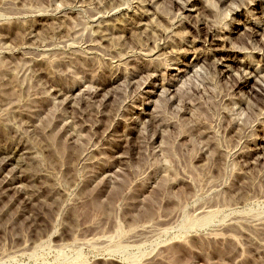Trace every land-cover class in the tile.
<instances>
[{
    "label": "rangeland",
    "instance_id": "374dc122",
    "mask_svg": "<svg viewBox=\"0 0 264 264\" xmlns=\"http://www.w3.org/2000/svg\"><path fill=\"white\" fill-rule=\"evenodd\" d=\"M0 264H264V0H0Z\"/></svg>",
    "mask_w": 264,
    "mask_h": 264
},
{
    "label": "bare ground",
    "instance_id": "6f19581e",
    "mask_svg": "<svg viewBox=\"0 0 264 264\" xmlns=\"http://www.w3.org/2000/svg\"><path fill=\"white\" fill-rule=\"evenodd\" d=\"M186 5V4H185ZM207 25V24H206ZM108 30V29H107ZM125 30V29H124ZM215 30V28H212V26H207V34L209 35V36H212L213 37V31ZM102 32V31H101ZM103 34V33H102ZM105 35V34H104ZM106 39V38H105ZM91 45V44H90ZM157 48H158V46H156ZM155 47V48H156ZM256 71H257V69H256ZM248 78V77H247Z\"/></svg>",
    "mask_w": 264,
    "mask_h": 264
}]
</instances>
